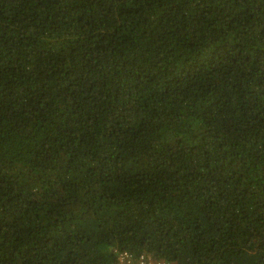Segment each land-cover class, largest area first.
Returning a JSON list of instances; mask_svg holds the SVG:
<instances>
[{"label": "trees", "instance_id": "obj_1", "mask_svg": "<svg viewBox=\"0 0 264 264\" xmlns=\"http://www.w3.org/2000/svg\"><path fill=\"white\" fill-rule=\"evenodd\" d=\"M123 255L264 264V0H0V264Z\"/></svg>", "mask_w": 264, "mask_h": 264}, {"label": "built area", "instance_id": "obj_2", "mask_svg": "<svg viewBox=\"0 0 264 264\" xmlns=\"http://www.w3.org/2000/svg\"><path fill=\"white\" fill-rule=\"evenodd\" d=\"M121 259L117 264H163V263H159V262H152V261H150V259H148L142 255H140L139 258L134 259L137 261H133L131 258H128L125 255H123L121 257Z\"/></svg>", "mask_w": 264, "mask_h": 264}, {"label": "clouds", "instance_id": "obj_3", "mask_svg": "<svg viewBox=\"0 0 264 264\" xmlns=\"http://www.w3.org/2000/svg\"><path fill=\"white\" fill-rule=\"evenodd\" d=\"M146 258H149L148 256H146ZM168 264H170V263H168Z\"/></svg>", "mask_w": 264, "mask_h": 264}]
</instances>
